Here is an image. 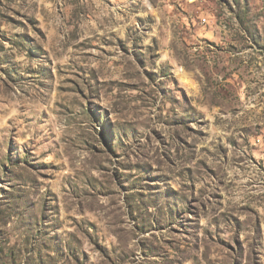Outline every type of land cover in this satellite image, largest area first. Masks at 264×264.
Masks as SVG:
<instances>
[{"label":"rangeland","instance_id":"rangeland-1","mask_svg":"<svg viewBox=\"0 0 264 264\" xmlns=\"http://www.w3.org/2000/svg\"><path fill=\"white\" fill-rule=\"evenodd\" d=\"M0 264H264V0H0Z\"/></svg>","mask_w":264,"mask_h":264}]
</instances>
